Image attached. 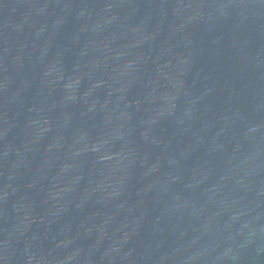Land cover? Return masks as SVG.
<instances>
[{
  "label": "water",
  "instance_id": "95a60500",
  "mask_svg": "<svg viewBox=\"0 0 264 264\" xmlns=\"http://www.w3.org/2000/svg\"><path fill=\"white\" fill-rule=\"evenodd\" d=\"M0 264H264V0H0Z\"/></svg>",
  "mask_w": 264,
  "mask_h": 264
}]
</instances>
